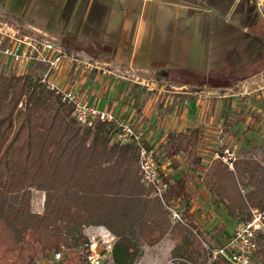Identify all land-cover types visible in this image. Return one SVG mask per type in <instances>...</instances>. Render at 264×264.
I'll list each match as a JSON object with an SVG mask.
<instances>
[{"label":"trees","instance_id":"trees-1","mask_svg":"<svg viewBox=\"0 0 264 264\" xmlns=\"http://www.w3.org/2000/svg\"><path fill=\"white\" fill-rule=\"evenodd\" d=\"M231 2L225 5L230 8ZM72 112L37 72L0 73V262L40 264L62 252L56 264H89L85 229L105 226L117 237L114 264H136L141 244L154 245L167 233L177 243L176 258L205 264L192 217L172 223L160 198L150 197L153 188L141 180L137 146L113 142V124L84 127ZM202 131L196 127L172 136L166 155L184 153L195 164ZM163 177L168 197L182 196L188 211L191 196ZM198 178L212 203H222L236 223L250 217L251 207L263 205L264 185L248 165L231 170L213 159ZM34 190L46 194L42 213L32 209ZM13 194L20 195L18 202ZM255 259L264 264V238Z\"/></svg>","mask_w":264,"mask_h":264},{"label":"crops","instance_id":"crops-1","mask_svg":"<svg viewBox=\"0 0 264 264\" xmlns=\"http://www.w3.org/2000/svg\"><path fill=\"white\" fill-rule=\"evenodd\" d=\"M17 1H0V12L5 10L13 19L21 20L18 23L24 29L43 32L60 44L66 54L78 58L74 63H62L56 74L58 82L75 92L80 99L112 111L118 118L130 122L149 145L156 146L160 167L170 178V184L191 196L187 216L192 217L197 225L194 231L202 229L197 221L199 205L196 198L201 196L206 201H212V198L203 185L198 188L193 186L194 169L203 168L209 154H215L214 159H223L218 157L222 152L214 153L205 144L210 135L208 131L215 130L205 127V132L200 125L203 122L200 120L196 91L188 89L209 87L231 91L240 85L246 88L258 75V70L264 72V66L253 71L252 59L240 69L236 66L240 47L237 42L242 40L249 42L250 52L253 41L260 42L262 53L259 57L264 58L263 22L254 21L246 15L231 17V10L222 16L214 5L219 0H212L213 4L204 8L188 0ZM229 1L221 0V4ZM194 41L201 42L200 49L207 58V64L192 68L189 66V53ZM233 41L236 46L226 47L224 44ZM226 61L231 65L229 71L223 70ZM160 72L170 74L168 82L162 83L168 78L158 80L156 74ZM259 88L264 90V85H259ZM234 103V110L237 111V102ZM262 103L264 107V101ZM215 112L218 122L220 109ZM240 112L242 114L243 110ZM231 115L230 112L225 115L223 124L229 122L227 119ZM262 116L264 108L247 119V123H252L249 126L251 130ZM196 127L203 130V141L195 164L188 161L184 153L166 155L165 147L172 136ZM261 159L260 163L264 164V155ZM250 163L255 161L239 158L234 160L233 166L227 165L235 170V165L243 168ZM150 197L157 200L153 192ZM169 198L179 208L183 206L185 211L182 196ZM43 211L44 206L41 211L34 210L37 213ZM96 230L114 235L105 226L85 229L86 233Z\"/></svg>","mask_w":264,"mask_h":264},{"label":"rangeland","instance_id":"rangeland-1","mask_svg":"<svg viewBox=\"0 0 264 264\" xmlns=\"http://www.w3.org/2000/svg\"><path fill=\"white\" fill-rule=\"evenodd\" d=\"M0 1L5 2L6 0H0ZM27 1L29 3V0ZM188 1L189 3H194L196 6L199 5L202 8L208 7V5L213 4L212 0H188ZM230 1H232L231 2L232 5L230 6V8L223 3L221 4V0H219L214 4L215 9H217L222 16L224 15L226 16L230 10L232 11L231 17L239 18L241 16L243 17L244 15H246L247 17L251 16L254 21L256 20L262 21L264 28V0H230ZM17 2H20V0H18ZM6 10L10 11L9 8H7ZM1 11H2L1 13H4L7 16L10 14L7 13L5 10L4 11L1 10ZM15 19L14 20L16 22L21 21L17 18ZM199 19L200 18H198V20ZM237 20L241 21L240 19ZM237 43L240 44L239 45L240 47L237 51L239 54L237 57L239 59V62L236 64V66L238 69H240V67H242L244 63L246 64L250 59H252L254 63V66L252 67L253 71H255L256 68L261 69L264 66V58L262 59L261 57H259V55H261L262 53L260 42L253 41V48L251 52L248 50L249 49L248 41L242 40L241 42H237ZM192 44L193 46H191L189 53V62H190L189 66L194 68L202 64L203 65L207 64V58L203 56L202 49H200L201 42L194 41L192 42ZM224 44L226 45V47L229 45L233 47L234 41L225 42ZM234 46H236V44H234ZM208 63L209 65H211L209 61ZM223 67H225L223 70L226 71H229L231 69V65L227 61L224 63ZM3 68H7V67L3 66ZM40 69H41L40 66H34L27 73L37 72L38 74H40ZM7 73L11 74L16 72L10 70ZM156 75H158V80L159 78L160 80L161 79L163 80L164 78H168V80L164 79L165 81L161 80L162 83L169 81L170 74L168 73L160 72L157 73ZM259 85L262 86L264 85V72L262 70H258V75L253 77L252 82L251 83L249 82L246 88H243L242 85H240L239 87H236L231 91L224 89L213 90L210 89L209 87L203 89L197 87L195 89L192 88L188 90L192 92L196 91L195 95L197 96V103L200 105V109H199L200 120H202L203 122V124L200 125L204 128V130L205 127H212V129L215 130V131L212 130L208 131L210 135L207 140L205 139L206 141L205 144H207L210 147V149L214 151V153L216 151L223 152L225 149L230 148L235 153V160L239 158H248L254 160L255 163H250L249 166L253 171V173H256L261 184L264 185V164L260 163L262 161L261 156L264 155L263 153L264 152V116L260 117L258 123L256 122L253 125L254 126L253 130L249 128V126H251L252 123H247L248 118L257 115L258 110L260 108H264L262 107L263 104L262 101H264V90H261L259 88ZM168 87L171 88L169 85ZM245 91L250 93H245ZM234 102H237L236 104L237 111L234 110V105H235ZM218 103H219V107H218ZM217 109L218 110L220 109V114H221L218 122H217L216 112L214 113V110L216 111ZM240 110H243L242 114ZM228 112H230L232 115L230 116V118L227 119L229 122L227 124H223V120L226 117L225 115H227ZM250 112H252V115L250 114ZM205 132H207V130H205ZM202 151L206 152L205 150ZM203 157H201V159ZM214 157L215 154H213V156L212 155L210 156V154L207 155L206 160L205 162H203L202 167L204 168L209 166L212 160L214 159ZM157 158H159V155ZM257 162H259V164ZM203 168H201L200 170L194 169L193 186L196 188L201 187V185H203L202 180L198 178L199 174L202 173ZM191 174L192 173H190V175ZM19 198H20L19 194L12 195V200L14 202H18ZM196 202L197 205H199L196 210L197 215L199 216L198 217L199 219L197 221L201 225L200 228H202V229H198L196 234H198L200 238L199 241H200L201 253L207 256L206 258L207 261L205 263L207 264L208 251L204 243L213 246L223 242L224 239L228 235H230L231 232L233 231V228L237 220L229 216L227 209L222 203L219 202L212 203L210 199H208L207 201L201 199V196L196 198ZM44 203H45V192L39 190L33 191V195H32L33 211L34 210L41 211L43 209ZM178 209L185 220L188 217L187 211H184L183 206L180 208L178 207ZM171 221L172 223H176L174 220H172V218ZM191 224H193V227L197 226L194 223V220L192 221ZM105 232L106 231L102 232L101 230L98 231L96 230V231L88 232L87 234L89 236H97L99 238L100 241L99 244L101 245V248L106 251L107 249L106 245L108 243L107 242L103 243V239L109 240V242H113V239L108 236L106 237L104 234ZM215 240H218L219 243L218 241ZM146 245L148 244L145 243L141 244L142 253L136 264H191L186 260H183L181 258H176V256L172 254V250L173 248H175V246H177V243L175 242V240L171 239L170 233H167L165 236H163V238L158 243L151 246H146ZM110 256H112V252ZM51 258H52V254L49 257V260H51ZM255 262L256 259L254 260L253 264H256ZM0 264L3 263L0 262ZM40 264H49V263L47 262V260L44 259V260H40ZM51 264H56V263H51Z\"/></svg>","mask_w":264,"mask_h":264},{"label":"built area","instance_id":"built-area-1","mask_svg":"<svg viewBox=\"0 0 264 264\" xmlns=\"http://www.w3.org/2000/svg\"><path fill=\"white\" fill-rule=\"evenodd\" d=\"M64 61L74 63L78 58L66 54L60 44L43 32L24 29L11 16L0 12V73L13 70L17 74H23L34 66H41L42 83L58 95L62 102L73 106L72 115L78 124L84 127H93L96 122L113 124V142L137 146L142 182L153 188L154 195L160 198L173 220L183 221L178 205L167 195L169 183L164 180V173L158 163L157 148L143 140L130 122L118 118L112 111L100 109L80 99L75 92L63 87L56 74ZM218 157L233 166L235 153L230 148L225 149ZM250 212V217L237 222L223 242L213 246L204 243L208 251L207 264H214L217 260H222L225 264H253L264 238V202L262 207H251ZM104 234L113 239V242L103 239V243H108L106 251L101 248L97 236H89V264H114L110 254L115 237L108 231ZM62 258L63 253L56 252L47 261L51 264Z\"/></svg>","mask_w":264,"mask_h":264}]
</instances>
